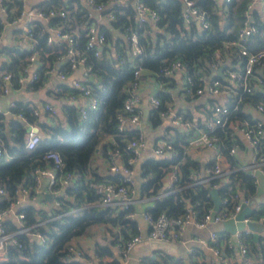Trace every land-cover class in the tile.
<instances>
[{"label": "trees", "instance_id": "trees-1", "mask_svg": "<svg viewBox=\"0 0 264 264\" xmlns=\"http://www.w3.org/2000/svg\"><path fill=\"white\" fill-rule=\"evenodd\" d=\"M102 4L100 14L105 23L93 22L98 30L105 36V45L99 50L97 57L87 50V61L91 63V71L95 80L86 81L97 97V107L87 111L86 117L81 120L77 115L76 101H65L60 104L59 113L51 116L47 121L37 123L41 130L36 147L30 151L23 148L25 124L37 122L38 115L32 112V104L28 100H16L9 108L11 117L0 114V141L4 149L3 158L0 160V207H5L14 199L18 186L31 187V172L34 167L45 164L43 154L46 150H55L63 162L62 170L75 173L76 177L64 187L65 196H60V203L47 213V210L37 208L34 203H27L18 208L24 214L26 225L37 221H43L37 227L46 237L43 245L34 240H28L24 234L18 236L24 241L28 252L38 254L39 260L27 261L22 259L0 261V264H80L74 259H66L71 254L67 246L74 237L89 234L91 228L97 224H103L107 232V241L104 244L94 242L93 254L102 256L111 255V247L121 245L139 230L136 219L124 217L123 210H114L109 207L91 205L96 194L91 184L98 181H118L121 175L118 172L111 173L108 170L109 152L118 150L121 162L124 163L130 153L124 149L125 142L134 137L139 131L129 127L123 131L116 128V115L121 110L122 102L126 97V89L131 82L132 69L137 65L142 71L153 76L156 81L164 83L169 77L161 73V69L169 60L180 61L190 77L189 83H183L191 90L203 87L202 78L218 79L220 83H227L222 77L215 74V69L210 65L215 61L212 55L218 50L222 61L229 57V63L240 64L235 48H224L223 44L235 40L237 30L246 16L245 11L250 9L249 22L254 26L243 42L244 47L251 52L264 48V10L256 11L248 8L249 0H229L218 4L214 0H193L194 5L205 14L207 26L200 29L194 23L185 24L181 18V0H141L151 7L157 15L154 24L147 21H137L133 16V9L129 1L122 0H95ZM7 11V16L2 20L0 15V28L3 21H11L18 9L21 0H0ZM35 6L47 11L50 8L62 9V17L52 16L47 18V27H61L67 32L73 33V39L78 49H83L85 42L84 32L92 23L89 11L82 0H39ZM110 13L112 18H107ZM30 40L25 47L17 48L15 56L9 61L0 63V89L3 84L2 76L9 74L11 88H17V76L26 70L28 56L31 53L36 58V79L25 84V88L34 90L44 80L43 71L50 65H56L58 71L68 73L66 62L60 63L64 57L66 46L56 39L47 41L48 31L43 26L42 19H33L28 22ZM153 28L158 29L154 31ZM134 32L137 44L141 51L136 56H131L126 36ZM141 76V75H140ZM201 77V78H199ZM75 92L73 88L60 85L55 95ZM154 96L159 104L149 112L148 119L152 124L160 122L159 111L167 107L171 100L169 94L158 90ZM236 97L239 100L235 109L230 110L229 121L252 123L256 117L252 109L257 103L264 108V80L263 84L255 86L250 93L238 90ZM230 97V96H229ZM227 97V99L229 98ZM231 99V98H230ZM234 99V98H232ZM205 116H209L210 107L214 102L208 98ZM183 118L199 123L201 119L192 120L187 112H178ZM20 113L24 120H20L16 114ZM264 115L263 113H259ZM46 116V112L43 113ZM217 137L220 153L223 155L226 168L229 169L225 176L227 182L217 186L219 197H226V206L231 207L241 194L243 198H251L255 195V183L253 176L243 168H237L238 163L233 155L226 150L232 140L239 141L236 136L230 135L227 125L215 126L210 132ZM111 137L110 139H106ZM172 139L166 138L171 147L169 156L164 158H149L141 164L143 175L139 192L156 194L160 186V177L174 172L175 179L170 181L165 193L156 197L153 203L144 209L150 216L163 212L169 217H176L187 212V208L194 214V219L199 220L206 210L212 206L208 194V184H218L220 177L205 179L203 170L210 168L213 159L201 161L190 156L186 152V137L183 131L174 130ZM99 152L106 163L104 174L97 171L93 162L96 152ZM7 155L8 157H5ZM153 171V176L148 172ZM146 175V177L144 176ZM207 182V183H206ZM151 188V189H149ZM130 210H133L131 206ZM264 214V203H259L252 208L251 217ZM6 229H12L14 225L10 221L5 222ZM111 226V227H109ZM217 240L209 242L224 254H231V249L224 244L227 233L216 230ZM241 241L244 246L245 256L259 258L252 263L235 262L234 264H264V235L259 234L253 238L250 232H241ZM109 244V246L107 245ZM197 253L193 250L192 254ZM106 264H117L114 260ZM148 264H168L157 261H149ZM172 264H184L172 262ZM190 264H209L204 261H193Z\"/></svg>", "mask_w": 264, "mask_h": 264}, {"label": "built area", "instance_id": "built-area-1", "mask_svg": "<svg viewBox=\"0 0 264 264\" xmlns=\"http://www.w3.org/2000/svg\"><path fill=\"white\" fill-rule=\"evenodd\" d=\"M87 7L89 14L91 12L100 14L103 9L101 3L95 0H82ZM129 1L132 9L134 19L137 21H147L150 24H154L157 19L156 12L141 0H122ZM218 4L228 2L229 0H214ZM258 1L260 4V11L264 10V0H249L248 8L251 4ZM182 12L181 18L185 24L190 22L194 23L196 20L199 23L200 28L207 26L205 20V14L202 10L194 5L193 0H181ZM250 9L245 11L246 16L241 26L237 30V37L235 40L225 42L224 48L233 46L235 48L236 55L241 57L240 64L229 63V57H225L224 61L221 58L218 50L212 52L215 58L214 62H211L209 66L215 69L220 63H224L222 68V78L227 83H220L218 79H206L202 78L203 87H197L195 90H191L185 85L186 94H200L206 92L211 96L217 97V102H214L210 107L209 116H204L199 123L190 121L183 118L179 113L172 110L169 106L159 111V116H169L171 122L175 123L179 128V131H183L186 137V152L192 156L193 153L202 149H212L211 159L213 164L210 168H205L203 173L205 179L214 178L219 176H225V173L229 171L226 167H222L219 162L220 149L217 144V137L210 133L215 126L223 127L227 125L230 129V135H234L239 140L242 138L248 148V159L244 164H238L237 168L246 169L252 176L253 182L256 183V174L258 171L264 175V121L260 117H256L252 123L248 122H231L229 121L230 110L235 109V106L239 100L236 97L238 90L240 92L250 93L255 86L263 84L264 80V67L258 71L257 65L264 64V48L256 50L254 52L248 51L243 42L247 36L254 31V26L249 22L248 17ZM0 15L4 20L7 16V11L3 5L0 4ZM64 11L62 9L50 8L43 12L36 6L25 8L23 4L18 9L15 17L12 21H16L22 17L28 19L22 31V39H27L29 43V27L28 22L33 19L47 20L52 16L62 17ZM90 16V15H89ZM107 18H112L110 13L106 14ZM49 32L54 35V38L47 36V41L51 39H58L62 41L65 46V55L60 59V63L66 62L68 66V72L76 67L81 68L82 80L73 79L70 83V87L75 92H66L64 98L67 101H76V111L79 119L83 120L86 117L87 111L95 109L97 107V97L92 91L90 86L86 83L89 76H92V80H95V76L91 71V63L87 61L86 51L92 52V55L97 57L99 50L105 45V36L100 32L94 23L89 24L84 32L85 42L83 49H78L76 46L73 33L67 32L59 27H47ZM48 32V33H49ZM131 56H136L140 51L141 47L137 44V37L134 32H130L126 36ZM35 53H31L28 56V65L26 70L17 76L18 86H24L27 83H31L36 79L35 67H36ZM179 71L183 75L184 83L190 82V77L186 73L185 66L178 60H169L161 69V73L164 76H170L173 72ZM54 73L59 80H63L66 77V73L58 71L56 65H50L43 71V77L45 78L48 74ZM141 69L139 66H135L132 69V80L126 89V97L124 98L121 106V110L116 115V128L118 131H123L129 127L138 124L139 120V94L138 88L140 85ZM201 78V77H199ZM91 80V81H92ZM2 86L0 89V96L5 94L10 88L9 74L6 73L2 76ZM43 82V81H42ZM220 97V99L218 98ZM230 96V97H229ZM227 97H229L227 99ZM231 98V99H230ZM234 98V99H232ZM149 102L152 108H156L159 104L158 99L152 95L149 98ZM13 106V102H10L9 108ZM253 113L259 114L264 112V108L261 103L254 105L252 109ZM32 112L34 115H38L37 122H29L25 124V135L23 139V148L26 151L34 149L38 143L39 137L41 136V130L37 123L47 121L51 116L57 113V108L49 103L43 102L38 108L32 106ZM46 112V116L43 113ZM0 114H4L0 110ZM16 116L20 120H24L20 113ZM146 145V139L141 132H138L134 137L129 138L125 144L126 149L130 155L126 158L125 162L122 163L118 150L114 149L109 152L108 170L111 173L118 172L121 178L118 181H98L91 184L94 193L96 194L95 199L91 205L103 206L109 208H117L118 210L124 211V217L128 219H135V211L130 210L133 206V194L134 188L132 185V164L136 160L139 151ZM240 146V140H232L226 152L229 155H235L236 150ZM170 143L166 139L157 140L152 147L154 155L158 156L165 152H169ZM219 150V151H218ZM221 154V153H220ZM4 149L1 146L0 141V160L3 158ZM5 157H8L5 155ZM45 164L42 166H36L31 172V187L18 186L14 199L8 202L5 207H0V261L5 260H16L22 259L27 261H36L40 259V256L35 253L28 252L25 249V243L18 238L20 234H24L28 240H34L39 245H43L46 242L45 235L37 229L39 224L45 220L37 221L32 224L26 225L24 223V214L19 211L18 208L27 204L34 203L37 208H42L50 213V210L60 203V196H65L64 187L68 185L72 179L76 177L75 173L67 170H62L63 162L60 155L55 150H46L43 154ZM170 181L175 179L173 171L169 172ZM207 183V182H206ZM223 182L219 179L218 184H208V189L211 187H217ZM3 193L0 187V194ZM49 194L50 200H47L44 195ZM251 198H243L241 194L238 195V200L231 206H226V197H219V208L216 210L210 219L211 207H209L203 216L196 220L194 214L189 208L187 212L176 217H169L163 212L150 216L149 214L142 212V218L145 221L146 227L144 230H140L138 225V232L132 235L121 245H115L116 258L115 262L119 264V260L123 262L127 253L131 250L133 245L145 238L148 240H166L168 238L179 239L184 227L191 223L196 228H201L207 223H215L221 226L222 221L231 219L235 220L238 212L240 211L242 204L249 206V200ZM257 206L253 207L256 208ZM252 209V208H251ZM251 212V210H250ZM242 220L259 221L263 225L264 229V214L257 217H251L250 213ZM10 221L14 225L12 229H6L5 222ZM218 230H221L219 228ZM216 231V230H215ZM215 231H211L206 240H199L210 252L208 256H202L198 253L192 254L193 249H189L187 255L178 257L173 262H182L184 264H190L193 261H204L209 264H234L235 262L252 263L259 258L252 256H245L244 246L241 241V232H250L247 228L241 230H235L233 233H227V237L224 238V244L231 249V254H224L216 247L209 244L217 240V234ZM264 235L263 233H260ZM68 252L71 254L66 259H74L80 262V264H106L108 262L104 255L86 256L83 254L82 249L76 243L71 240L67 246ZM264 260V259H263ZM150 260L145 257L138 258L136 264H148ZM121 262V263H122Z\"/></svg>", "mask_w": 264, "mask_h": 264}, {"label": "crops", "instance_id": "crops-1", "mask_svg": "<svg viewBox=\"0 0 264 264\" xmlns=\"http://www.w3.org/2000/svg\"><path fill=\"white\" fill-rule=\"evenodd\" d=\"M25 8L34 7L39 0H21ZM251 10L254 9L260 12V4L258 1L251 4ZM92 18V23H105L104 17L101 14L94 12L90 13ZM2 18V17H1ZM3 20V19H2ZM28 19L22 17L16 21H3L0 28V63L9 61L16 54V49L20 47H25L28 45V40L22 39V31L27 23ZM46 22L43 21V26L48 29L45 25ZM154 31L158 29L153 28ZM48 31V30H47ZM49 32V31H48ZM52 38L54 35L49 32ZM264 67V64H258L257 69L260 71ZM28 68V67H27ZM81 68L76 67L66 74L65 79L59 80L54 73L48 74L41 85L34 89L29 90L24 86H18L17 88H10L5 94L0 96V110L4 113L5 117H11L8 112V106L10 102L16 100H28L33 106L38 108L41 103L49 102L57 108V113L60 110V104L67 101L64 98V94L55 95L58 91L60 85L70 86L73 79L82 80ZM169 79L164 82H158L156 79L148 75L145 71L141 70L140 85L138 88L139 94V120L138 124L132 126V128L141 132L145 139L146 145L142 148L136 160L132 164V185L134 188L133 194V209L135 211V219L137 221L140 230H144L146 227L145 221L142 218V212L146 207L153 203L154 198L160 197L165 193V189L170 184L169 173L160 177V186L158 192L154 194H145L139 192V187L141 181H143V175H141L140 166L149 158H164L169 156V152H165L161 155H154L152 152V147L157 140L160 139H172V132L179 128L175 123L171 122L169 116H160V122L157 124H152L148 119L149 112L151 110V105L149 102L150 96L154 95L158 90L165 91L169 94L171 100L167 102V106L172 108L174 111L187 112L192 120L197 118L202 119L205 116L207 100L212 98L217 100L216 96H211L206 92L200 94H191L186 97L183 92V75L179 71L173 72ZM77 101V97H75ZM220 99V97L218 96ZM255 114V113H254ZM256 116L262 118V115L255 114ZM264 121V115H263ZM42 134V133H41ZM107 137L106 139H110ZM240 146L236 150L234 155L236 162L240 164L246 163L248 159V148L242 138H240ZM219 151V150H218ZM212 154V149H202L193 153L192 157L204 161L210 159ZM219 162L222 167H226L227 163L224 160L222 154L219 153ZM96 166L98 172L104 174L106 171V163L102 157H100L99 152H96V158L93 162ZM256 183H255V195L249 200V208L259 205V203H264V175L255 172ZM146 177V175H144ZM151 189V188H149ZM117 210V208H111ZM111 227V226H109ZM220 226L215 223H207L201 228H196L193 224L188 223L180 236L179 239L168 238L166 240H148L141 239L136 242L131 250L127 253L125 259L119 260V264H136L138 258L145 257L150 261H157L159 263L166 262L172 264L173 260L178 257H183L187 255L189 249L196 250L199 255L208 256L210 255L209 250L199 241L206 240L211 231L218 230ZM107 232L104 231L103 224L94 225L86 238L80 241H76L79 247L82 249L83 254L86 256H91L93 254V244L98 242L104 244L107 241ZM109 246V244L107 243ZM111 255L104 254V258L107 261L115 260L116 250L111 247ZM122 262V263H121Z\"/></svg>", "mask_w": 264, "mask_h": 264}, {"label": "water", "instance_id": "water-1", "mask_svg": "<svg viewBox=\"0 0 264 264\" xmlns=\"http://www.w3.org/2000/svg\"><path fill=\"white\" fill-rule=\"evenodd\" d=\"M194 25L196 26V28L200 29V26L197 20L194 22ZM223 66H224V63H220L217 66L216 68L217 76H220V77L222 76ZM91 80H92V76H89L87 81H91ZM208 194L212 201V208L210 212V219H211L214 212L218 210L219 208V195L217 192V187L209 188ZM44 197L47 200H50L49 194H45ZM249 213H250L249 206L247 204H242V207L240 211L238 212L235 220L227 219V220L222 221L221 226H220L221 230L226 233H233L235 230H241L243 228H247L248 230L251 231L252 237L256 238L257 235H259L260 233H263L264 231L263 225L259 221L242 220L244 217L248 216Z\"/></svg>", "mask_w": 264, "mask_h": 264}, {"label": "rangeland", "instance_id": "rangeland-1", "mask_svg": "<svg viewBox=\"0 0 264 264\" xmlns=\"http://www.w3.org/2000/svg\"><path fill=\"white\" fill-rule=\"evenodd\" d=\"M153 174H154V172H153L152 170L148 172V175H149V176H153ZM220 180H221L223 183H226V182H227V177H226V176H222V177L220 178ZM87 235H88V234H87ZM87 235H86V234L78 235V236L74 237L73 240H74V241H80V240H83L84 238L87 237Z\"/></svg>", "mask_w": 264, "mask_h": 264}]
</instances>
